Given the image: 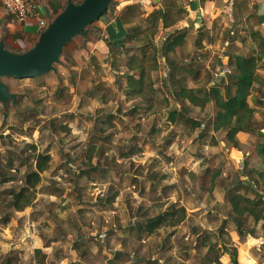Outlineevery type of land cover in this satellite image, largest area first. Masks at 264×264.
<instances>
[{
    "label": "rangeland",
    "instance_id": "1",
    "mask_svg": "<svg viewBox=\"0 0 264 264\" xmlns=\"http://www.w3.org/2000/svg\"><path fill=\"white\" fill-rule=\"evenodd\" d=\"M173 1L175 8L184 5V0ZM233 3L232 21L199 29L200 42L191 43L197 50L177 47L170 54L171 74L181 85L188 86L186 66L200 68V73L204 69L192 88L205 93L221 65L226 66L227 55L259 54L251 36L258 28L255 17L238 16L247 13L250 1ZM145 19L136 14L130 25L145 27ZM92 28L88 25L85 36L76 35L64 45L53 71L2 78L17 98L14 105L0 102V178H5L0 181V264H217V259L225 264L233 247L250 237L251 252L264 264V219L254 223L248 217L244 228L253 233H239L228 201L234 192L253 196L244 174L255 178L261 159L254 146L264 137L253 132L245 145L227 151L224 132L209 129L216 111L213 100L202 108L175 100L159 51L152 84L146 86L150 103L145 105L143 96L128 98L121 89L125 73L120 72L128 56H141V51L135 41L111 50L109 62L118 72L101 69L94 56L85 61L91 68L80 66L82 59L71 47L82 46ZM168 33L171 28L159 29L155 46L167 42ZM145 50L152 56L155 49L145 45ZM258 64L262 75L264 54ZM259 95L264 97V88L256 82L248 101L264 106ZM179 104L183 113L169 124V113ZM192 120L206 129L192 135L187 129ZM263 126L264 117L254 119L256 130ZM28 144L49 150L51 161L30 205L16 211L10 191L18 190L24 174L34 168L35 151ZM172 204L185 208L184 218L147 233V219L171 210Z\"/></svg>",
    "mask_w": 264,
    "mask_h": 264
},
{
    "label": "trees",
    "instance_id": "2",
    "mask_svg": "<svg viewBox=\"0 0 264 264\" xmlns=\"http://www.w3.org/2000/svg\"><path fill=\"white\" fill-rule=\"evenodd\" d=\"M111 5H113V0L110 2L107 11ZM175 6L176 4L173 0H163V6L154 9L145 19L147 26L142 27L138 24L134 26L129 25V27L123 30L118 40L111 41L110 50L121 49V47L129 45L130 41H135L134 43L137 49L141 51V56H136L133 53L127 58L125 71L123 72L125 73L126 82L121 86L122 91L128 98L132 96V98L143 96L145 98V105L150 103V99L146 98V92L148 91L146 86L147 84L149 86L152 84L150 73L158 67L156 52L159 51L162 58H165V63L169 66L166 76L167 84L171 87L173 98L175 100L184 99L188 103L201 108L210 100H213L216 111L213 119H211L209 123V129L213 132L224 131L223 141L232 147L239 148L240 144L236 138V134L239 131L257 132L261 138L262 136L264 137V132H261L259 130L260 128L256 130L254 127V108L248 102L251 89L257 82L258 63L262 60V55L264 54V33L257 29L253 30L251 33L252 39L258 45L259 54H234L229 56L227 55L228 53L223 50V53H225L224 56L227 55L228 57L226 71L223 69L224 66L222 64L219 73L222 71L225 72L219 75L216 80L217 82L213 81L214 83L207 92L201 94L199 89L181 85L178 77L171 74L170 63L172 60L170 59L172 58H170V54L174 52L175 48L185 43V38L191 27L182 29L171 28L172 33L167 34V38L169 37V39L163 38V40L167 42H163L160 47L154 44V38L159 29L167 30L185 15L186 12L183 7L175 8ZM137 11L138 9L135 5L127 6L121 13V21L126 23L132 22ZM200 37L201 36L198 34L196 42H200ZM145 45H149L155 49L154 53L151 54L152 56H147ZM146 59L150 60L148 64H146ZM115 60V58H112L111 61L114 62ZM115 63H117V60L114 64ZM184 72L185 75L191 77L193 75L197 77L198 74H200V70H196V68L191 69L190 66H186ZM228 77L230 79H228ZM219 83L223 89L220 88L218 85ZM177 86L178 89H176ZM149 89H152V87ZM180 113H183L182 104L176 106V108L169 113V120L172 122L176 121V116ZM188 118L189 117L186 116L187 121L190 119ZM191 122L190 127L192 130L199 129V132H202L206 129V125L203 123L201 125V122L196 120H192ZM28 147L32 149V151H35L34 168L24 174L23 184L18 190L10 191L12 195L10 205L16 211H21L26 206L30 205L34 199V190L41 182V173L48 169L51 161L49 150L37 151L36 147L32 144H28ZM133 151L134 150H131L130 154H132ZM254 152L255 155L261 159L262 166L256 171L255 178H248L247 174H244L247 179L246 183L253 188V196L250 197L240 192H234L230 194L228 199L231 211L234 214L233 219L236 229L239 233L244 234L253 233V230H246L244 228V221L248 217H250L254 223L264 219V140H259L256 143ZM3 178H0V181H4L2 180ZM171 207V210H164L156 216L148 218L144 225V230L147 233H152L163 225H177L185 216V208L182 206L175 208L174 204H172ZM178 211L181 215H178ZM236 257L237 250L236 247H233L230 258L232 264H238ZM222 262L223 259H217V264H222Z\"/></svg>",
    "mask_w": 264,
    "mask_h": 264
},
{
    "label": "crops",
    "instance_id": "3",
    "mask_svg": "<svg viewBox=\"0 0 264 264\" xmlns=\"http://www.w3.org/2000/svg\"><path fill=\"white\" fill-rule=\"evenodd\" d=\"M249 1L250 5L247 4L246 7L247 13H245L244 15V12L241 11V15H239V13L238 16L247 17L250 15V13H252L258 24L257 29L264 33V0ZM66 2L67 0H36L38 11L37 16L27 17L24 21L20 22L16 20L12 15H9L5 12L2 6V0H0V41L3 42L5 48L12 51H24L30 48L37 40L38 35L43 28L41 25H39V20H44L47 24L51 17H53L63 9ZM233 4V0H184L183 7L186 12L185 15L183 16V18L176 21V23L172 27H170L173 29L191 27L185 38V46H180V50H197V47L193 46V44V48L191 47L192 41L194 43V40L197 39V37L193 34H200L199 29L203 26L208 27L214 21L217 22L219 20L223 21L227 19L232 21L233 15L231 11ZM130 5H135L137 7V15L147 18L154 9H158L163 6V0H113V5H111L108 11L99 19L93 22V28L90 30L87 36L84 37V40H82L84 44L82 46H78L76 44L72 45L73 47H71V53L75 52L73 53V55L75 54L79 56L80 59H82V63L80 64V66L85 63L87 67H90L88 65V62L86 63L85 61L87 58L94 56V58L98 61L101 69L105 70V67H107L112 72H118L116 68H111V63L109 62L111 51L110 46L111 41L118 40L123 30L129 27V25L131 24V22L126 23L121 21L120 19L121 13L127 6ZM243 7L244 6L242 5L241 8ZM245 17H243V19ZM202 43L206 42L202 40ZM163 61L165 62V58H163ZM165 65L167 66L168 71L169 66L166 63ZM205 67L208 68V65L206 64ZM223 69L226 71L227 67L224 66ZM196 70H200V68H197ZM122 71L120 73H123ZM225 71H222L219 75H222ZM203 72L204 69H201V73L198 74L197 77H195L194 75L192 77L187 75L188 87H194L195 82H198L203 76ZM259 75H261L260 72L258 73L257 83L264 88V74H262L261 77ZM101 79L103 80L104 78ZM258 98L261 100L264 99V97H261L260 95L258 96ZM254 102L255 103H252L251 101L249 102V104L254 108L253 119L264 117V106L259 105L257 101ZM186 116L190 117L189 115ZM168 123L176 124L175 121H168ZM187 129L188 132H190L192 135H196L197 131L199 130H192L190 125ZM259 130L262 132L264 130V126ZM214 133L215 132H213V134ZM253 134L254 133L251 131H239L236 134V138L239 144L242 146L253 138ZM221 142L223 143V141L221 140L218 141V143ZM205 148H209V146L205 145ZM231 149H235V147L229 146L226 148L227 151H230ZM193 159L195 163H199L200 159ZM240 160L241 159L239 158L238 161ZM250 239L246 238L244 242H240L239 245H235L237 250L236 259L238 264H259L257 256L250 250V246L253 245L252 241L254 239L253 237H250ZM48 248H50V246ZM224 262L225 264H229V262L231 261L229 258H225Z\"/></svg>",
    "mask_w": 264,
    "mask_h": 264
},
{
    "label": "water",
    "instance_id": "4",
    "mask_svg": "<svg viewBox=\"0 0 264 264\" xmlns=\"http://www.w3.org/2000/svg\"><path fill=\"white\" fill-rule=\"evenodd\" d=\"M112 0H67L61 11L55 14L40 31L35 43L24 51H12L0 41V102L17 95L10 92L3 77L16 79L34 78L55 69L64 45L74 36H85L87 26L99 19Z\"/></svg>",
    "mask_w": 264,
    "mask_h": 264
},
{
    "label": "built area",
    "instance_id": "5",
    "mask_svg": "<svg viewBox=\"0 0 264 264\" xmlns=\"http://www.w3.org/2000/svg\"><path fill=\"white\" fill-rule=\"evenodd\" d=\"M2 6L7 14L20 22L27 17L37 16L38 13L36 0H2ZM39 25L44 27L46 22L39 20Z\"/></svg>",
    "mask_w": 264,
    "mask_h": 264
}]
</instances>
